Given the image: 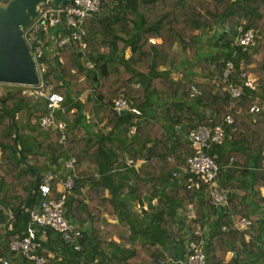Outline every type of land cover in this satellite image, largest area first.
I'll return each mask as SVG.
<instances>
[{
	"label": "trees",
	"instance_id": "trees-1",
	"mask_svg": "<svg viewBox=\"0 0 264 264\" xmlns=\"http://www.w3.org/2000/svg\"><path fill=\"white\" fill-rule=\"evenodd\" d=\"M84 26L85 48L67 44L40 59L47 91L63 96L54 116L65 129L40 126L47 101L35 98L30 87L9 85L0 95V257L36 264L14 254L10 243L26 235L30 212L44 198L38 186L51 173L57 176L54 199L62 195L59 180L73 175L64 206L81 234L77 250L59 232L35 225L43 264H185L189 242L200 238L205 264H243L249 248V264L252 257L264 259V239L246 241L247 231L233 223L234 205L242 199L231 195L228 206L219 207L206 185L189 189L183 177H173L192 151L187 134L209 118L233 119L223 124L229 141L210 150L219 166L227 147L255 137L258 151L264 148V117L249 112L257 104L254 93L245 88L230 107L226 89L241 72L264 84V0H100V11L87 16ZM239 26L259 31L248 50L234 42ZM55 30L64 33L65 27ZM226 60L233 72L223 79ZM119 97L140 114L116 111ZM62 132L65 140L59 141ZM125 157L143 162L125 167ZM71 158L69 170L64 163ZM259 167L261 181L254 184L264 186ZM136 203L147 208H134ZM229 252L236 255L224 262Z\"/></svg>",
	"mask_w": 264,
	"mask_h": 264
},
{
	"label": "built area",
	"instance_id": "built-area-1",
	"mask_svg": "<svg viewBox=\"0 0 264 264\" xmlns=\"http://www.w3.org/2000/svg\"><path fill=\"white\" fill-rule=\"evenodd\" d=\"M66 4L55 6L49 2L37 6V15L31 22L22 30V36L31 52L32 58L35 61L39 81L37 84L27 86L32 89L35 98L42 97L47 101V112L39 118V124L42 128H58L65 129V123L55 119L54 113L57 109H61L63 96L56 92L47 91L48 87L41 80V73L45 66L40 64V59L47 53L53 51L56 47L67 44H78L83 49L86 47L84 37L86 28L84 21L87 16L100 11V0H66ZM64 25L65 32L59 33L56 27ZM260 34L258 30L243 29L238 27V34L234 42L241 47V50H248L256 45ZM88 68L92 67L90 62L86 63ZM233 72V63L231 60L225 61L224 70L222 73L223 79H226ZM240 79L235 82H229L226 86L230 94V107H233L237 100L242 95L245 88L255 91L257 89V80L252 74L240 73ZM192 92H197L196 87L191 85ZM113 107L116 111L126 109L135 114H140V111L134 107L130 100L124 97H119L114 100ZM249 112L264 113V103L260 105H252ZM233 119L230 115H226L220 123H216L212 118L207 119V124L199 125L192 129L187 134V140L191 146V153L185 158L184 164L179 167L178 171L173 172V177H183L187 188H200L206 185L207 193L213 203L219 207L228 206L229 195L226 191L220 190L215 179L219 172V163L217 161V152L210 153V150L215 145H220L226 140V133L223 124H230ZM135 125L129 129V134H133ZM65 140V134L62 132L59 141ZM75 159L66 160L64 165L66 169L71 170ZM125 167H135L137 161L131 157H125L123 161ZM115 165H119L115 162ZM73 175H64L57 184L61 192L58 199L50 197L51 185L56 175L48 173L43 181L39 184L38 189L44 196L40 207L37 210L30 212V224L26 228V235L17 241L10 243V249L14 254L21 253L30 261L36 264H43L45 258L39 256L36 252L40 245L36 241V232L34 226L49 227L59 232L62 238L74 246V249H79V245L75 243L80 236L81 230L76 227L67 217L66 208L64 206L65 190L71 189L73 185ZM142 208L146 209V207ZM249 223L248 219L240 218L238 224L244 228ZM224 229V227H223ZM196 235L201 232L197 228ZM9 258H1L0 264H9ZM185 264H205V254L203 250V240L191 241L187 246V257Z\"/></svg>",
	"mask_w": 264,
	"mask_h": 264
},
{
	"label": "crops",
	"instance_id": "crops-1",
	"mask_svg": "<svg viewBox=\"0 0 264 264\" xmlns=\"http://www.w3.org/2000/svg\"><path fill=\"white\" fill-rule=\"evenodd\" d=\"M126 54H129V49L126 50ZM252 75L255 76L254 74ZM255 78L257 80L256 76ZM256 82L257 89L255 91H250L254 93V100L257 102V104L253 105H260L261 103H264V84L262 85L259 81ZM259 116L264 117V113L261 115L259 114ZM99 127L100 125H98V128ZM249 136L250 138H253L255 135L250 134ZM254 138L244 143L240 142L236 147H227L226 150L228 154L225 155L223 159L220 158V173L215 179L216 186L220 190L226 191L229 197L231 195H235L236 199H242V203L248 204L247 208L246 206L242 205V203H236L234 207L237 213L232 216L235 227L239 231H247L245 233L246 241H248L250 238L259 241L264 239V186H257L254 184V182L257 183L261 181L259 176L261 175L262 171L259 165L261 164L264 166V148L261 150V152L258 151L259 143H256ZM229 139L230 134L228 133L226 136V142H228ZM230 152H232V154H230ZM234 158L236 162L232 161ZM136 161L137 164L135 167H138L143 162V160ZM89 167L91 168V166ZM253 174H255V176H253ZM151 203L155 204L156 199H152ZM142 206L147 208L145 203H136L134 208H139ZM242 211L247 212L246 215H240L239 212ZM242 217L248 219L249 221L248 225L244 228L240 227L238 224L239 219ZM213 218L215 217L212 216L210 218V222H212ZM203 232L204 234L208 232L207 226ZM257 245H259L258 242ZM250 252H252V250L249 248L242 253V255L246 257L243 264H249V262L251 263ZM260 254L262 253L257 252V255ZM232 255L235 256L236 254L231 252L224 254V262H228ZM163 256L164 258H168L170 255L168 256L167 253H165ZM251 259L254 261V264H264V259L254 260L253 257Z\"/></svg>",
	"mask_w": 264,
	"mask_h": 264
},
{
	"label": "water",
	"instance_id": "water-1",
	"mask_svg": "<svg viewBox=\"0 0 264 264\" xmlns=\"http://www.w3.org/2000/svg\"><path fill=\"white\" fill-rule=\"evenodd\" d=\"M59 6L66 0H0V84L32 86L39 76L22 30L43 3ZM120 114L127 113L121 109Z\"/></svg>",
	"mask_w": 264,
	"mask_h": 264
},
{
	"label": "rangeland",
	"instance_id": "rangeland-1",
	"mask_svg": "<svg viewBox=\"0 0 264 264\" xmlns=\"http://www.w3.org/2000/svg\"><path fill=\"white\" fill-rule=\"evenodd\" d=\"M7 86H9V84H4V83H1V84H0V95L2 94L3 90H4ZM21 86H22V85H21ZM26 87H27V86H26Z\"/></svg>",
	"mask_w": 264,
	"mask_h": 264
}]
</instances>
